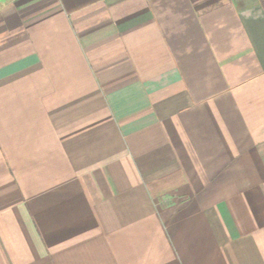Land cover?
Listing matches in <instances>:
<instances>
[{"label":"crops","instance_id":"1","mask_svg":"<svg viewBox=\"0 0 264 264\" xmlns=\"http://www.w3.org/2000/svg\"><path fill=\"white\" fill-rule=\"evenodd\" d=\"M0 264H264V0H0Z\"/></svg>","mask_w":264,"mask_h":264}]
</instances>
